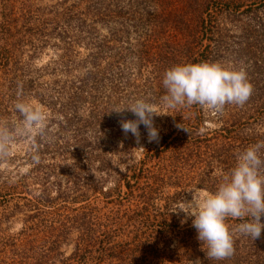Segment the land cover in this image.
<instances>
[{
    "label": "rangeland",
    "instance_id": "rangeland-1",
    "mask_svg": "<svg viewBox=\"0 0 264 264\" xmlns=\"http://www.w3.org/2000/svg\"><path fill=\"white\" fill-rule=\"evenodd\" d=\"M81 1L0 0V56L10 34L24 39L13 62L22 64L30 76L26 78L33 82L25 79L24 90L12 92L0 86V93L4 92L0 125L11 128L22 119L15 109L19 102H31L46 114L43 133L16 136L9 155L0 158V264H264V231L255 241L236 232L234 254L222 261L209 260L193 218L181 224L185 213H176L194 191L213 192L211 181L228 175L239 153L264 141V113L260 112L262 121L244 130L224 125L232 119L226 106L219 114L198 105L178 107L185 112L199 109L202 116L199 128H192L191 141L197 143L189 147L195 149L181 160L169 150L147 156L152 142L144 125H140L139 144L130 133L125 136L120 121L135 119L130 111L125 110L122 118L113 121L112 130L97 139L94 132H103L87 123L93 118L82 100L77 112L72 113V105L67 116L66 94L49 103L42 101L41 93L56 95L52 89L57 84L65 87L64 93H72V82L84 76L96 53H100L101 74H115L117 61L126 71L139 74V57L153 43L154 36L149 35L164 29L165 36L182 38L178 20L193 14L198 0H99L100 16L87 22L85 34L77 21L68 25L61 15ZM79 8L83 11L84 4ZM247 8L244 5L240 11ZM256 24L248 17L219 16V27L204 42L208 45L214 33L218 49L213 62L245 68L259 96L264 72L262 76L253 70L248 48ZM199 31L202 35V28ZM260 33L262 29L252 34ZM138 38L148 47L137 46ZM142 69L147 76L148 69ZM4 73L0 66V85L6 81ZM143 82L138 80L137 85ZM150 90L134 89L124 99V107L136 99H152ZM153 103L164 114L154 118L162 133L171 112L162 102ZM178 138L183 137L177 129L167 143L178 145ZM247 139L255 143L244 142ZM228 222L235 227L243 221Z\"/></svg>",
    "mask_w": 264,
    "mask_h": 264
},
{
    "label": "trees",
    "instance_id": "trees-1",
    "mask_svg": "<svg viewBox=\"0 0 264 264\" xmlns=\"http://www.w3.org/2000/svg\"><path fill=\"white\" fill-rule=\"evenodd\" d=\"M110 1L111 0H109V3ZM204 1H207L206 6H204L205 3H202ZM87 2L89 5L86 4ZM98 2L99 0H82L79 4L74 5L71 8L63 9L61 15L66 17L65 21L68 25L77 21L79 23L77 24L78 29L85 34L88 32L87 22L90 20L95 22L94 18L100 16V8L97 6ZM81 4H84L83 11L79 10ZM244 5H248V8L244 11H240L241 7ZM211 10H213V12ZM188 15L191 16L188 17ZM188 15L185 14V16L180 17L178 20L177 28L183 34V37L180 39H173L171 36H165L166 32L164 29L161 31H155L152 35H149V38L154 36L153 43L150 47L138 38L137 46H142L144 48L148 47V50L145 48L144 55L139 57L141 59L138 67L139 74L134 75V71H126L120 61H117L114 66V68L117 69L115 74L108 75L107 72L101 74L99 72L100 53H96L91 56L89 63L92 66L86 71L84 76L79 77L77 82H72L73 88H70V90H73L72 93L69 95L64 93L66 91L65 87L58 88L57 84L56 88L52 89V91H54L53 93H56V95H51L50 93L46 96V94L41 93L43 98L42 101L44 103H49L54 100L62 99V96L66 94L69 101L67 106L69 107L67 108V111L64 112V115L67 116L72 105L74 108L72 113L77 112V109H79L77 102L82 100L84 106H87L89 113L93 118V121L89 120L87 123L93 125L92 129L103 132L102 134L94 132L97 139H101V136L107 133L108 129L112 130L113 121L117 120V118H122L123 112L117 113L112 110L124 108V99L130 97L134 89L136 90L139 86L143 89H151L150 93L152 99H149L150 102H162L161 97L166 94V90L162 84L166 70L178 64L214 61V54L218 49L217 39L213 37L214 33H212V36L209 37L210 43L207 45L204 42V38L208 37L207 35L212 32V30L214 31V29L219 27V16L223 15L248 17L249 20H256L257 24L252 27V31L255 32L257 29L263 30V33L260 34H252V32L251 36L249 35L251 41L248 43V48L252 49L250 59L254 63L253 70L263 76L264 66H260L264 63V0H198L197 2L195 1L193 14L189 13ZM256 16H258V18ZM143 26L144 25L140 28H143ZM199 28H202V35ZM42 32L46 31L40 30V33ZM127 32H129V30H127ZM23 42L24 39L21 37L10 34L7 43L3 46V52L0 56V66L5 67L4 74L7 76L10 74L12 75L9 78L6 76L4 78L6 81L0 86L9 92H12L15 88L18 90H24L26 80H31L26 78L29 76V73H26V68L20 63L13 62V59H16L20 55V49ZM154 49H156V51ZM120 50L121 48L119 51ZM121 59H123L122 56H120L119 60ZM60 62L61 64H64L63 59H61ZM142 67L148 69L146 72L147 76H145ZM255 74L256 72H253V75ZM22 77H24L23 82L21 81ZM107 77L109 78L108 84L105 83ZM262 78L263 79L261 80L264 83V77ZM143 79H145V83L143 82L142 85L138 86L137 81H142ZM131 80H133V82H131ZM30 84H33L32 80ZM102 88H105L106 92H104ZM3 93L0 94L2 95ZM257 94L258 89L256 91L253 89L250 99L243 106H237L234 104L225 105L228 107L232 119L230 124L225 121L224 125L228 124L234 129L241 128L245 130L247 128L251 130L252 126L257 124V121H262L260 112L264 113V85H262L260 95L258 96ZM87 98L89 101H86ZM73 102L76 104H73ZM177 109L178 107L176 109H170L171 114L165 117L166 124L162 126L163 132L160 133L159 142H152L149 145V150L152 152L151 155L147 152V156H153L156 152L163 153L169 150L167 152H171L178 157V159L183 160L184 156L193 153L195 147L191 149L189 146L195 145L197 142L195 141L196 139L193 140L196 143H192L191 141L194 138L191 135L195 131H193L192 128L195 126L196 128H199L202 116L199 115V109L195 112L191 109H188L187 112ZM232 122L233 124H231ZM178 125L186 127L189 132L182 130L180 127L178 128ZM177 129L183 137L177 139L179 144L174 145L173 143H167L172 133ZM228 132L232 131L230 130ZM180 141L182 142L180 143ZM244 142L255 143L248 139ZM166 143L167 145L163 147ZM105 147L106 153L109 154L110 152L107 149L109 148V144L106 143L104 145V148ZM237 150H240V148H237ZM223 177H221V180L218 178L211 181L210 189L213 192L222 182Z\"/></svg>",
    "mask_w": 264,
    "mask_h": 264
},
{
    "label": "clouds",
    "instance_id": "clouds-1",
    "mask_svg": "<svg viewBox=\"0 0 264 264\" xmlns=\"http://www.w3.org/2000/svg\"><path fill=\"white\" fill-rule=\"evenodd\" d=\"M163 87L166 94L161 101L168 109L198 105L205 110L222 113L225 105L243 106L251 97L253 86L245 68L226 66L220 62L178 64L164 73ZM16 111L22 119L9 128L0 125V158L9 155V146L16 136L43 133L46 114L41 107L31 102H19ZM130 111L135 119L121 120L125 136L129 133L140 143V125L147 130L148 142H159L160 130L154 124L156 116L164 115L157 105L140 98L117 113ZM189 132L186 127L178 125ZM38 162V156L33 157ZM185 213L181 224L192 219L209 260H225L235 252V234L257 240L264 231V141L247 147L236 158V164L214 192L196 190L192 199L179 206L176 213ZM248 217V219H245ZM241 220L231 226L229 220Z\"/></svg>",
    "mask_w": 264,
    "mask_h": 264
}]
</instances>
